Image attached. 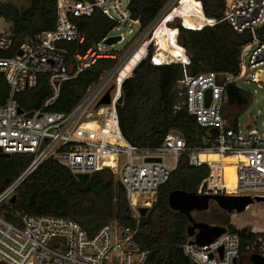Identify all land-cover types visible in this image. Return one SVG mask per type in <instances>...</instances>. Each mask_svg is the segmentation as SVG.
<instances>
[{"label": "built area", "instance_id": "built-area-1", "mask_svg": "<svg viewBox=\"0 0 264 264\" xmlns=\"http://www.w3.org/2000/svg\"><path fill=\"white\" fill-rule=\"evenodd\" d=\"M223 1V17L205 18L204 25L212 27L226 22L238 34L249 33L250 42L240 51L237 73L189 75L183 70L182 78L176 82L174 110L184 109L198 127L216 132L209 146L193 149H188L184 138L175 132H169L158 148L140 149L123 138L118 126L117 99L122 82L132 76L140 60L125 74L131 59L122 64L115 51L103 50V41L110 33L84 54L76 51L68 58L66 50L59 47L64 42L76 46L83 43L84 37L70 18L90 17L95 10L115 24L111 31L138 27L124 0H56L54 28L25 39L14 51L11 24L0 18L10 25L9 32L0 31V72L8 86L6 100L0 105V153L32 157L23 173L0 193V207L10 203L17 186L26 177L46 160L53 159L73 174L91 175L109 169L123 187L135 220L134 226L109 222L89 236L67 217L24 214L17 222H9L0 215V264H145L146 253L140 251L135 240L140 218L138 209L152 207L158 188L168 181L183 154L187 155L190 166L208 167V175L197 195L264 197V114L261 134L256 129H239L238 122L233 128L223 118L228 85L251 81L264 87V40L258 34L264 27V0ZM200 12L203 16L201 6ZM118 36L122 41L123 36ZM10 51L14 52L11 56H2ZM145 55L146 50L142 59ZM101 58L116 61L87 88L70 112L45 111L57 101L63 83L76 79ZM150 61L160 64L154 56ZM170 62H179L183 68L189 64L187 56ZM39 76L45 77L49 94L41 109L31 111L33 114L28 117L29 112H19L16 96L36 87ZM207 91H210L208 105ZM108 92L109 103L100 104ZM164 155L175 159L173 167L163 162ZM225 165L234 169L235 182L231 187L225 184ZM262 225L241 229L233 225L238 231L245 229L257 236L244 247L245 255L241 252L239 235L226 229L207 245H198L194 237H188L182 252L192 264H251L253 254L264 258Z\"/></svg>", "mask_w": 264, "mask_h": 264}, {"label": "trees", "instance_id": "trees-1", "mask_svg": "<svg viewBox=\"0 0 264 264\" xmlns=\"http://www.w3.org/2000/svg\"><path fill=\"white\" fill-rule=\"evenodd\" d=\"M27 1L28 6L24 9L0 1V18L11 24L13 51L20 42L50 31L55 25L56 0ZM196 1L201 6L204 18L220 20L223 17V0ZM174 3V0H129L127 7L131 19L138 23V30L144 31L150 30L159 16ZM70 20L77 26L84 41L79 46L67 42L59 44L60 48L66 50L68 58L76 51L84 54L115 27L99 10H95L90 17H71ZM174 28L179 33L176 43L184 50L189 64L184 68L179 62L153 64L150 61L152 46L148 44L144 62L121 88L123 100L116 107L119 130L130 145L140 149L160 147L169 132L184 138L188 149L209 146L215 137V130L198 127L195 119L184 109L174 110L176 82L182 78L183 70L189 75L237 73L240 51L250 42L249 33L238 34L226 22L191 29L178 24ZM258 34L264 40V27ZM13 51L2 56H11ZM115 61L111 58L98 59L76 79L63 83L57 101L45 111L70 112L87 88L97 82L105 70L112 68ZM7 93L8 86L1 77L0 105L4 104ZM48 94L46 79L39 76L36 87L17 94L16 100L21 110L37 111ZM225 97L223 118L227 125L235 128L251 96L231 84L225 89ZM31 159L26 154L0 158V193L23 173ZM207 175L206 165L190 166L186 154L178 158L168 181L158 188L156 201L147 214L139 218L135 240L140 251L146 253L145 264H192L182 252V245L188 238L189 221L185 215L169 208L167 197L175 190L196 193ZM15 196V203H5L0 207V215L9 222H17L19 216L24 214L67 217L89 236L109 222L125 226H134L135 222L125 191L109 169L94 172L87 181L79 182L66 166L48 159L17 186ZM206 214L199 212L191 216L195 222L209 223L236 232L241 242V252L245 255L244 247L257 236L245 229L236 230L230 223V215L223 211H219V216L215 218Z\"/></svg>", "mask_w": 264, "mask_h": 264}, {"label": "rangeland", "instance_id": "rangeland-1", "mask_svg": "<svg viewBox=\"0 0 264 264\" xmlns=\"http://www.w3.org/2000/svg\"><path fill=\"white\" fill-rule=\"evenodd\" d=\"M1 2H9L16 6L19 9H24L28 6L27 0H0ZM127 4L129 0H124ZM195 4V14L199 13V8L197 6V1L193 0ZM182 0L176 1L174 4L169 6L163 14H161L157 22L153 25L150 30H138L137 27H119L118 30L114 29L110 32L111 36L122 35L123 39L118 44L113 46H104L103 50L105 51H115L117 58L120 59L122 64L128 63V68L124 69L125 74H128L131 70L129 67H132L134 62L135 55L133 53L143 47L142 54L140 56L141 60L145 54V50L148 44L152 46V56L159 62L163 64L165 62L177 61L182 59V52L185 55L184 50L176 43L175 34H179L175 30L176 25L182 24L184 20L174 13V10L180 6ZM188 8V7H187ZM171 16L167 23L163 24L162 29L158 28L162 25L163 21L167 16ZM186 25V23L184 22ZM197 25L203 26L205 24V18H202L200 22L196 23ZM205 26V25H204ZM0 31L9 32L10 25L4 20L0 19ZM158 31V32H157ZM177 37V36H176ZM133 55V56H132ZM186 56V55H185ZM146 57V55H145ZM159 60V61H158ZM170 60V61H169ZM264 68V67H263ZM2 76H0L1 78ZM238 86L247 91L251 100L246 107L245 111L238 117L239 129H256L259 134L262 133V123H263V114H264V87H259L257 84L252 83L251 81L239 82ZM122 159V157H121ZM163 162L166 163L169 167H173L175 164V159L170 155H164L162 157ZM224 176L225 184L228 187H231L235 182L234 169L231 165H225L224 167ZM116 178V177H115ZM219 211H221L218 206L211 201L209 203V209L206 216L215 218L219 216ZM224 212V211H223ZM199 212H192V216H196ZM226 213V212H225ZM230 215L231 224L234 225L237 229L244 227H255L261 225L263 227L264 223V202H254L248 208H246L242 213H226ZM209 224V223H208ZM211 225V224H209ZM259 228V227H256ZM261 228V227H260ZM225 229V228H224ZM249 229V228H248Z\"/></svg>", "mask_w": 264, "mask_h": 264}, {"label": "water", "instance_id": "water-1", "mask_svg": "<svg viewBox=\"0 0 264 264\" xmlns=\"http://www.w3.org/2000/svg\"><path fill=\"white\" fill-rule=\"evenodd\" d=\"M199 4V3H198ZM200 7V4H199ZM181 26L185 29H191V26L185 25L182 21ZM195 28V27H194ZM178 32L177 29H175ZM177 33L175 34V38ZM121 41L120 36H109L103 41V45L105 46H113ZM144 62V59L140 60L138 64L132 71V75H135L138 67ZM0 76L2 73L0 72ZM127 79H125L121 88L124 86ZM206 105H208L210 101V91H207L206 94ZM123 100V93L120 90L119 97L117 99V104H121ZM109 92L105 94V96L100 101V104H108L109 103ZM21 113L22 110H19ZM32 112L27 114L28 117L32 116ZM0 158L8 159L10 158L9 154L0 153ZM146 161H156L159 162L160 159H147ZM74 177L79 182H85L89 179L90 174L85 173H75ZM213 201L221 211L226 213H242L245 208L254 202H264V197H255L254 199L249 196H210V195H197L196 193H186L181 190H175L168 194L167 203L169 208L174 212H179L185 215L189 221V227L187 228V236L194 237L195 242L198 245H207L211 243L214 239L218 238L222 234L225 233V229L221 226L217 225H209L204 222H195L194 218L191 216L192 212H204L209 209V203ZM16 202V196H13L10 200V203ZM148 212V208L142 207L138 209V213L140 217H144ZM251 264H264V258L253 254L250 256ZM236 263V262H235Z\"/></svg>", "mask_w": 264, "mask_h": 264}, {"label": "bare ground", "instance_id": "bare-ground-1", "mask_svg": "<svg viewBox=\"0 0 264 264\" xmlns=\"http://www.w3.org/2000/svg\"><path fill=\"white\" fill-rule=\"evenodd\" d=\"M178 1H180V0H178ZM193 2H194L193 0H182V3L180 4V6H178L174 10V13L176 15H178L179 17H181L184 20V22L186 23V25L191 26L192 28H194V27L197 28V27H201V26L197 25L196 23L198 21L200 22V20H202V18H204V16H202L200 13H196V14L194 13L196 10L194 8L195 4ZM197 6H198V4H197ZM170 17H171L170 15L167 16V18L163 21L162 25L158 28V30L162 29L163 24L167 23ZM142 50H143V47H141L140 49H138L137 51H135L133 53V55H135V58H134V62L132 64V67H129V70H132V68L139 61L140 56L142 54ZM184 57H185V55L182 52V59H179L177 61L183 60ZM127 68L128 67H126L125 69H127ZM124 72H125V70H124ZM136 198L137 197L134 196L133 197V201H135V203L137 204V199Z\"/></svg>", "mask_w": 264, "mask_h": 264}, {"label": "crops", "instance_id": "crops-1", "mask_svg": "<svg viewBox=\"0 0 264 264\" xmlns=\"http://www.w3.org/2000/svg\"><path fill=\"white\" fill-rule=\"evenodd\" d=\"M135 27H137V26H135ZM137 29H138V27H137ZM260 227H262L261 225H259ZM257 229H259V228H257Z\"/></svg>", "mask_w": 264, "mask_h": 264}]
</instances>
